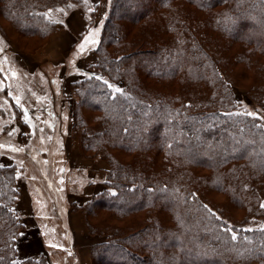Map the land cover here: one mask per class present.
Instances as JSON below:
<instances>
[{
  "label": "trees",
  "instance_id": "trees-1",
  "mask_svg": "<svg viewBox=\"0 0 264 264\" xmlns=\"http://www.w3.org/2000/svg\"><path fill=\"white\" fill-rule=\"evenodd\" d=\"M42 1L46 0H3L2 9L25 33L47 37L53 31L47 33L50 21L40 12L36 14ZM171 1L175 0H115L116 18L105 26L96 47L99 64L94 68L122 74L130 84L118 92L105 73L93 70L81 82L82 103L98 114L93 117L102 127L88 136L85 144L108 154L112 166L106 190L88 203V211L99 209L117 217L140 211L148 214L145 226L128 233L118 227H90L103 230L107 236V242L93 256L97 260L110 258L103 260L104 264H264V229H249L247 221H228L199 195L201 186L213 183L226 189L233 200H245V194L257 202L264 192L260 178L264 174V129L246 115L218 109L225 102L226 80H221L218 62L184 17L154 21L158 32L175 25L173 38L163 34L152 41L147 33L133 43L122 39L131 32V24ZM180 1L210 11L226 5L210 13L211 26L226 38L247 43L254 52L264 54V0ZM120 7L122 14L118 13ZM126 20L130 26L122 24ZM140 41L152 50H131L141 45ZM254 52L248 53L251 58ZM179 73L196 86L199 77L209 80L210 110L199 108V101L193 107L182 97L151 90L142 82V76L165 81ZM197 92L192 90L188 95ZM109 147L138 152L136 163L120 162ZM188 163L210 167L213 177L192 174ZM14 180L12 167L0 164V264H30L16 257L17 232L11 236L17 229L12 208L17 194ZM32 264L50 263L42 257L32 259Z\"/></svg>",
  "mask_w": 264,
  "mask_h": 264
},
{
  "label": "rangeland",
  "instance_id": "rangeland-1",
  "mask_svg": "<svg viewBox=\"0 0 264 264\" xmlns=\"http://www.w3.org/2000/svg\"><path fill=\"white\" fill-rule=\"evenodd\" d=\"M53 1H42L37 7L36 14L40 12L50 21L47 33L53 30L47 37H41L25 33L4 12L3 0H0V164L12 167L17 192L12 203L17 229L11 236L17 232L16 257L30 264L32 259L42 257L50 264H104L102 261L110 258L104 256L103 260H97L93 255L107 242L106 233L90 227H118L128 233L145 226L148 215L140 211L117 217L99 209L88 211L87 207L95 195L106 190L105 180L112 177V166L108 154L95 152L85 144L86 138L102 127L94 119L98 114L82 103L81 82L93 70L99 75L106 74L105 78L119 92L130 84L122 74L94 68L99 64L96 47L108 20L113 18L115 0ZM226 7L221 4L210 11L188 2L171 1L134 24L123 22L132 26L131 32H126L122 39L133 43L147 33L152 41L163 34L173 38L177 32L175 25L158 32L154 21L161 17H184L218 62L221 80H226L225 102L218 109L246 115L264 129V54L254 52L247 43L226 38L211 26L210 13ZM118 13H123L121 7ZM91 40L96 43H90ZM140 42L141 45L131 50L141 47L152 50ZM250 51L254 52L252 58ZM146 55L149 54L141 57ZM189 74L193 78L194 74ZM199 79L196 86L192 81H184L180 73L165 81L142 76L143 84L151 90L182 97L193 107L199 101L202 103L199 108L210 110L212 104L207 101L212 99L211 83ZM192 90L198 92L188 95ZM108 151L124 163H136L138 158V152L112 147ZM186 167L202 178L214 175L210 167L192 163ZM260 178L264 184V174ZM199 189V195L228 221H247L245 227L249 229H264V216L260 217L264 192L254 203L245 194V200H233L226 189L216 188L213 183Z\"/></svg>",
  "mask_w": 264,
  "mask_h": 264
},
{
  "label": "snow or ice",
  "instance_id": "snow-or-ice-1",
  "mask_svg": "<svg viewBox=\"0 0 264 264\" xmlns=\"http://www.w3.org/2000/svg\"><path fill=\"white\" fill-rule=\"evenodd\" d=\"M85 3H87V0H85ZM86 40H87V38H86ZM90 43H93V44H94V43H96V41H95V40H91ZM80 48H81V51H83V49H84V45L81 44V45H80ZM97 79H99V77H97ZM105 83H107V81H105ZM109 87H111V85H109ZM116 91L119 92L120 89L117 88ZM248 115H249V116H253L254 114H253V113H248ZM261 206L264 207V205H261ZM233 239H235V236H233Z\"/></svg>",
  "mask_w": 264,
  "mask_h": 264
}]
</instances>
